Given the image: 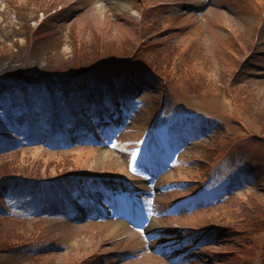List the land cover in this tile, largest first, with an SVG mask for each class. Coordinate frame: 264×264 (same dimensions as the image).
Instances as JSON below:
<instances>
[{
  "label": "rangeland",
  "instance_id": "rangeland-1",
  "mask_svg": "<svg viewBox=\"0 0 264 264\" xmlns=\"http://www.w3.org/2000/svg\"><path fill=\"white\" fill-rule=\"evenodd\" d=\"M26 17L60 36L40 40L59 43L55 65H98L80 85L109 82L84 100L0 98L11 107L0 165L18 175L0 184V214L30 239L18 253L44 264H264V0H0L2 27L20 31ZM15 41L26 54L38 46L0 35V47Z\"/></svg>",
  "mask_w": 264,
  "mask_h": 264
},
{
  "label": "trees",
  "instance_id": "trees-1",
  "mask_svg": "<svg viewBox=\"0 0 264 264\" xmlns=\"http://www.w3.org/2000/svg\"><path fill=\"white\" fill-rule=\"evenodd\" d=\"M17 20L20 24L25 26L24 29L18 31L15 24L2 27L5 24L3 22L0 23V35L4 37L5 42H13L15 37L19 39L20 36H23L34 41L38 46L33 45L34 50L31 54L29 53L30 56L26 54L24 48L20 47L17 41L11 44L13 47H17L16 51L10 46L0 47V98H4L2 95L6 93L31 92L34 95L39 92L52 91L51 94L56 95V93H59L63 98L73 93L78 94L77 96H80V99L84 100L85 97L82 96L81 91L87 89L90 83L87 84L88 80H85L87 82L80 85L79 81H84L80 79V77L91 70L97 71L99 69L97 67L98 65L95 66L87 62V60L78 58L77 56H74V59L71 61L69 60L65 63L55 65L53 63V54L56 49H59V43L55 47L51 46L46 50H42L40 40H43L44 37V40H49L60 38V36L55 35L56 32L49 30V28L45 29L43 23H41L43 30H41L40 27L34 29L31 26V18L29 17H26L25 20L20 18H17ZM48 33H50L51 36H48ZM170 51L171 50H168L167 53L170 54ZM165 58L161 57V63L157 66L160 69L169 70V64H164ZM47 59L49 62H46ZM102 80L101 82H104ZM31 93L29 94L32 95ZM34 104L35 102H33L32 98L27 102V105L32 109H34ZM10 108L11 107H6L4 110L0 109V139L5 136V129L7 126L2 117L4 111L9 112ZM63 109H65V106L61 107V110ZM13 124L16 125L15 121H13ZM27 124L29 125L28 127L33 130L37 127L35 122ZM14 164L15 163H5L0 165V184L3 182H10V180L18 176H16V171L10 170ZM37 179L39 180H33L34 182L36 180L39 184L44 180L43 178ZM53 181L54 180L47 178L43 181V184ZM3 221H8V223L11 224L5 227L0 226V264H44V254L26 257L28 255L22 256L18 253V247L30 241L28 232L23 228V225L20 227V224L16 223L15 218L0 214V223L3 224ZM14 252L16 253L14 254Z\"/></svg>",
  "mask_w": 264,
  "mask_h": 264
},
{
  "label": "bare ground",
  "instance_id": "bare-ground-1",
  "mask_svg": "<svg viewBox=\"0 0 264 264\" xmlns=\"http://www.w3.org/2000/svg\"><path fill=\"white\" fill-rule=\"evenodd\" d=\"M149 220L148 219H143V222L146 224V222H148ZM153 221V220H152ZM151 221V222H152ZM153 223V222H152ZM155 225H156V223L154 222L153 224H151V225H149V228L150 229H152V230H154L156 227H157V225H156V227H155Z\"/></svg>",
  "mask_w": 264,
  "mask_h": 264
}]
</instances>
